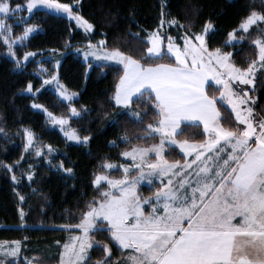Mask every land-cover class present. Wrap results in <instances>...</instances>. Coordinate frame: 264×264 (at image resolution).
Masks as SVG:
<instances>
[{"label": "snow or ice", "instance_id": "6c2138e0", "mask_svg": "<svg viewBox=\"0 0 264 264\" xmlns=\"http://www.w3.org/2000/svg\"><path fill=\"white\" fill-rule=\"evenodd\" d=\"M76 6L78 0L76 4L27 0L25 5L15 6L12 0H0V41L7 46L8 56L15 59L16 68L24 66L14 49L16 41L22 44L37 27L27 24V18L18 14L27 11L32 15L33 10L40 7L66 14L86 32L91 31L94 25L73 10ZM161 15L163 17V11ZM13 18L24 25L20 36L12 34L13 26L8 20ZM258 22H264V13L252 10L238 30L228 33L229 40L225 42L227 45L231 41H243L245 37H238L237 31L249 33V29L257 25L261 35L252 43L258 49V58L246 68L233 62L231 52L220 47L209 48L206 36L213 29L210 21L199 34L186 31L180 37L182 46L175 38L161 34L159 29L150 32L145 41L150 46L144 51L143 59L119 48L108 49L106 40L97 45L88 42L85 60L91 56L123 66L113 99L129 110L125 114L130 113L131 119L142 122L140 113L129 108L133 98L148 95L154 102L158 120L147 126L145 136L136 139L158 137L159 142L149 146L132 145L130 150L122 152L123 157L132 161L127 166L101 165L102 170L122 168V177L114 178L103 171L94 175L93 184L99 199L94 198L86 206L79 223L64 226L66 230L78 229L80 234L71 236L69 242L62 245L58 264H87L89 250L94 243H100L94 241L90 233L104 230L120 249L131 251L123 261H114L112 248L104 244L106 256L97 264H264V118L255 119L256 100L248 95V89L241 87L254 86L257 72H264V29L259 28ZM163 23L162 19L161 26ZM34 56L35 52H25L22 60L28 61ZM165 57L174 60L152 63L163 61ZM88 66L91 68V64ZM48 75L50 78L43 80V85L55 83L58 97L71 102L76 94L67 93L58 75ZM209 81L219 86V97L208 95ZM25 91H34L31 82ZM225 102L234 113L237 122L234 127H225L221 122L217 105ZM32 107L43 106L33 103ZM43 110L53 125L61 126L68 139L81 140L75 130H64L67 119L53 116L46 108ZM70 112L74 117L80 115L75 107H71ZM186 122L202 123L206 139L200 142L176 139L182 131L181 125ZM24 135L27 138L25 151L34 149L35 134L24 129ZM89 139L88 136L82 138L85 143ZM122 142L132 144L127 135ZM176 147L191 159L170 162L166 151ZM49 151H52L50 146ZM36 154L41 153L36 150ZM2 166L9 171L14 167ZM64 171L71 173L72 169ZM12 179L16 180L15 175ZM28 179H32L31 173ZM145 182L154 189L151 197L139 193ZM20 200L24 197L20 196ZM146 205L149 211L145 210ZM20 251L19 241L11 245L0 243V255L14 258L6 264H17ZM24 264H33V261L25 259Z\"/></svg>", "mask_w": 264, "mask_h": 264}, {"label": "trees", "instance_id": "16d2710c", "mask_svg": "<svg viewBox=\"0 0 264 264\" xmlns=\"http://www.w3.org/2000/svg\"><path fill=\"white\" fill-rule=\"evenodd\" d=\"M73 4L76 0H60ZM81 1V15L94 25V33L86 34L77 29L69 19L37 12L28 22L36 25L40 31L30 38L22 49H18V58L25 52L41 53L24 68H16L15 61L6 55L7 47L0 41V242H21V255L17 264L25 259L34 264H58L62 245L69 239L71 230L64 226L79 223L81 213L94 198L99 199L93 184L94 175L105 173L103 163H125L122 152L130 150L132 145L149 146L158 143L154 140H137L145 136L149 124L158 120L154 102L148 95L135 99L129 106L140 113L142 122L130 118L129 110L118 106L113 99L116 85L123 68L119 65H93L88 73V64L80 56L70 52L78 45L89 41L98 43L107 41V48H119L143 59L149 46L147 35L160 28L161 20H176L178 25L170 27L168 32L178 40L186 31L201 33L209 21L213 30L208 34L209 48H222L231 52L232 60L238 67L246 68L258 57V49L252 43L261 35L257 25L249 33L237 31V36L245 39L234 46L226 45L228 33L239 29L241 21L252 10L264 13L261 0H78ZM24 0H12V4H22ZM164 13L163 17L161 13ZM179 25H184L180 27ZM14 34L23 33L24 25H14ZM264 29V22L259 23ZM70 45V46H69ZM50 51V52H49ZM55 51V52H51ZM59 68L61 82L68 90L78 92L79 97L71 104L65 103L48 89H41L43 81L39 77L40 55L56 53L51 61L44 63L51 68L58 52H68ZM171 63L169 57L152 63ZM31 82L34 93L27 94L25 89ZM217 87L209 84L206 91L209 96L219 97ZM154 96L153 94H151ZM256 98L254 117L264 118V72H258L256 85L252 91ZM33 102L43 105L52 114L69 118L70 125L83 138L90 137L88 144L76 145L69 142L59 130L51 127L46 116L32 107ZM75 107L80 115L71 117L70 108ZM225 127L236 125L234 113L228 105L218 103ZM24 129L35 134L36 146L42 150L40 155L34 150L25 151ZM127 135L132 144L122 142ZM203 126L185 124L176 137L179 140L200 142L206 139ZM115 142V144H113ZM49 146L52 151H49ZM166 158L170 162L185 157L177 148L168 149ZM63 164V168L60 165ZM2 165H13L9 171ZM71 168L68 173L64 169ZM32 174V179L28 175ZM122 171L112 172V176L121 177ZM15 175L16 180L12 177ZM152 189L141 188L143 196H151ZM20 196L24 200H20ZM21 212L23 216H21ZM94 241L87 264H97L105 258L103 245L112 248V260L127 257L130 251L120 249L110 239L106 230L91 234ZM59 242V243H57ZM14 258H0L2 264Z\"/></svg>", "mask_w": 264, "mask_h": 264}, {"label": "rangeland", "instance_id": "374dc122", "mask_svg": "<svg viewBox=\"0 0 264 264\" xmlns=\"http://www.w3.org/2000/svg\"><path fill=\"white\" fill-rule=\"evenodd\" d=\"M261 1L264 3V0H261ZM26 2H27V0H24V2H23L21 5H25ZM60 2H61V1H60ZM63 3H64V2H63ZM73 4H76V2L73 3ZM80 4H81V1H78V6L74 7L73 10H74V11H77V9H79V7H80ZM13 6H14V5H13ZM39 11H45V12H47V13H49V14L56 15V16H62V17H65V18L69 19V18L67 17L66 14H57V13H55V12H52V11H50V10H47V9H44V8H40V7H38L37 9H34L32 15H30L27 11L22 12V13H19L18 15L26 17V18H27V22H28V21H29V20H30V19H31V18H32L37 12H39ZM79 13H80V12H79ZM80 15H81V13H80ZM69 20H70L71 22H73V23L76 25V27H77L78 30H80V31H82V32H84V33H86V34H89V35H92V34L94 33V28H93L91 31L86 32L83 28L79 27V26L76 24V21H75V20H71V19H69ZM169 21H172V20L164 21L163 25L160 26V28H157V29H159V31L161 32V34H164V35H166V36H171V37L175 38V39H176V43L182 46V45H183V41H182L181 39L178 40L175 36L171 35V34L168 32V29H169L170 27H176V25H178V24H172V23H169ZM8 23L11 24V25L13 26V28H12V34H13L14 36H20V35H22V34H20V35H15V34H14V29H15L14 25H15V24H16V25H20V23H17V21H16L15 18L8 20ZM259 23H263V22H258V24H259ZM255 26H256V25H253L252 28L255 27ZM252 28H250L249 30H251ZM157 29H156V30H157ZM213 29H214V28H213ZM213 29H211L210 31H212ZM39 31H40V28H39V27H36V30H35L34 32L30 33L29 36H28V38L25 39V40L23 41L22 44H21L20 41L17 40L16 43H15V45H14V49H15L16 53H18V52H17L18 49H22L23 46H25L26 42H27L30 38H32L33 35H35L36 33H38ZM210 31H209V32H210ZM184 34H185V33H184ZM183 36H184V35H182L181 37H183ZM206 40L208 41V36H206ZM228 40H229V38H228ZM241 42H242V41H241ZM241 42L231 41L230 43H228V45H230V46H234V45L239 44V43H241ZM91 43H92V42H91ZM87 44H88V43H87ZM87 44H86V45H78V46L74 47L70 52H73V53L77 54L78 56H80L85 64H88V65L91 64V68H88V73L91 71L93 65H104V64L119 65V64H117V63L114 62V61H109V62L98 61V60H95V58H94V57H91V56H89V57L87 58V60H85L84 52L87 51ZM92 44H93V45H97L98 43H97V44H96V43H92ZM166 45H167V40H165V42H164V46H165V47H166ZM149 46H150V45H149ZM208 46H209V45H208ZM6 47H7V46H6ZM78 49H80V51H78ZM49 52H50V51H49ZM51 52H55V51H51ZM35 53H36V56H34V57H30L28 61H23V60H22V57H23V56L20 58V59H21V63L24 65L22 68H24L29 62H31L33 59L37 58V56H38L39 54H41V53H38V52H35ZM67 53H69V51H68V52H64V53H63V52H58V53H57V56H55V62L53 63V65H51V68H49V67L44 63V61H45V60H49V61H51L52 59H54L53 56L56 55V53H50V55L46 54V56H45V55H40L41 57H40V59H39V65H38V66H39V73H38V75H39V77L42 79V81L45 80V79H49V78H50V76L48 75V73H52V74L58 75L59 83L62 84V85L65 87L67 93H68V94H72V93H75V94H76L75 96H73V100H72L71 102H70V101H67V100H63L62 98H59V99L62 100L63 102H65V103L71 104L72 102H74V100H76V99L79 97V93H78V92H73V91L68 90L67 87L61 82V80H60V75H59V68H60V66H61V63H62L63 58L67 55ZM6 55H7V57H8L9 59L15 61V59H13L12 57L8 56L7 52H6ZM23 55H24V54H23ZM17 57H18V54H17ZM257 58H258V57H257ZM173 60H174V58H173V59H170V61H173ZM119 66L123 68L122 65H119ZM41 69H47L48 71L45 73V72H42ZM258 72H259V71H258ZM258 72H257V74H258ZM256 77H257V75H256ZM209 84H213V85H215L214 81H209ZM255 85H256V80H255ZM255 85H254V86H252V85H247V86H241V87H244V88L248 89V90H249V91H248V95H249L250 97H252L253 99L256 100L255 96L252 95V91L254 90ZM215 86H216L217 88L219 87V86H217V85H215ZM206 88H207V86H206ZM43 89H48V90L52 91L53 93H55V94L58 96V93H57V90H56V85H55V83L48 84V85H43L42 88L40 89V91H42ZM237 90L239 91V89H237ZM25 93L30 94V95H31V94H33V95L36 94V93H34V91H33L32 93H29V92L26 91ZM33 103H36V102H33ZM36 104H38V103H36ZM225 104H226V102H225ZM32 105H33V104H32ZM39 105H41V104H39ZM226 105H227V104H226ZM41 106H43V105H41ZM254 106H255V105H254ZM254 106H253V107H254ZM228 107L230 108V106H228ZM44 108H46V107L43 106L42 108H33V109H34L35 111H38V112L43 113V114L46 116V119H47V115H46V113H45L44 110H43ZM123 108H124V107H123ZM46 109H47V108H46ZM230 109H231V108H230ZM48 111H49V110H48ZM49 112H50V111H49ZM70 115H71V117H74V116H72L71 113H70ZM253 115H254V113H253ZM53 116H55V117H60V116H57V115H54V114H53ZM65 119L68 120V124L63 126L64 130L69 131V132H71L72 130H75V129H73V128L71 127L70 122H69V118H65ZM255 119H256V117H255ZM47 121L50 123V125H51L52 128L59 130V131L61 132V134H62V135H63V136L69 141V142H71V143H73V144H76V145H82V144H88V143H89V140H88L86 143L83 142L82 137H81L78 133H77V134L81 137V140H80V141H76V140H70V139H68V137L65 135L64 131L61 130V126H59V125H53V124L51 123V121H49L48 119H47ZM181 129H182V127H181ZM75 131H76V130H75ZM76 132H77V131H76ZM205 134H206V133H205ZM206 135H207V134H206ZM24 136H25V135H24ZM176 139H177V138H176ZM178 140H179V139H178ZM25 141H26V143H27V138H26V136H25ZM33 144H34V149H33V148H29V150H34V151L39 150L40 153H42V150H41V149H38L37 146H36V140H35V137H34ZM176 148L179 150L178 147H176ZM179 152H180V150H179ZM166 153H167V151H166ZM180 153H181V152H180ZM181 154H182V153H181ZM165 155H166V154H165ZM182 155H183V154H182ZM183 156H184V155H183ZM184 157H185V156H184ZM185 159H191V157H185ZM123 160L125 161V163H113V162H109V163L115 164V165H117V166H119V165H125V166H127V165H129V164L132 163L131 159L128 158V157H123ZM119 170H121L122 173H123L122 168H120ZM115 171H118V170H116V169H107V170H105V173H103V174H106V175H110V176H112V175H111L112 172H115ZM133 174H135V173H133ZM112 177H114V176H112ZM121 177H122V176H121ZM121 177H114V178H121ZM102 184H105V187H106V183H105V182H102ZM143 187L154 190L153 188L149 187V186L147 185V183L145 182V183H143V184L140 186V188H139V193H140L141 188H143ZM140 194H141V193H140ZM141 195H142V194H141ZM142 196H143V195H142ZM151 196H152V195H151ZM151 196H144V197H151ZM145 210H146V211H149V210H150L149 207H148L147 205L145 206ZM105 224H106V222H105ZM71 231H73V232L70 234L69 239H68L67 242H69L71 236H74V235H78V234H80V230H78V229H72ZM91 234H92V233H90V235H91ZM0 243H4V242H0ZM7 244L11 245L12 242H7ZM62 250H63V248H62ZM124 250H126V249H124ZM90 251H91V249H90L89 252H88L89 257H90ZM127 251H131V250H127ZM61 252H62V251H61ZM20 255H21V251H20L19 257H20ZM19 257H18V258H19ZM0 258H5V257H3L2 255H0ZM8 258H12V257H7V259H8ZM33 264H34V263H33Z\"/></svg>", "mask_w": 264, "mask_h": 264}, {"label": "crops", "instance_id": "0c3cea01", "mask_svg": "<svg viewBox=\"0 0 264 264\" xmlns=\"http://www.w3.org/2000/svg\"><path fill=\"white\" fill-rule=\"evenodd\" d=\"M152 94L154 95V93H152ZM135 99H136V98L134 97L133 100H135ZM118 106L123 107L122 105H118ZM185 124H199V125H202V126H203V124L200 123V122H186V123L182 124L181 127H182L183 125H185Z\"/></svg>", "mask_w": 264, "mask_h": 264}]
</instances>
